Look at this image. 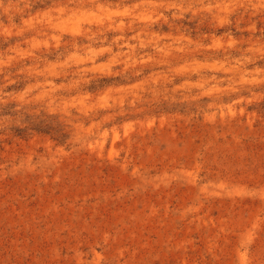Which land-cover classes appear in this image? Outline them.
Wrapping results in <instances>:
<instances>
[{
    "label": "rangeland",
    "instance_id": "obj_1",
    "mask_svg": "<svg viewBox=\"0 0 264 264\" xmlns=\"http://www.w3.org/2000/svg\"><path fill=\"white\" fill-rule=\"evenodd\" d=\"M0 264H264V0H0Z\"/></svg>",
    "mask_w": 264,
    "mask_h": 264
}]
</instances>
